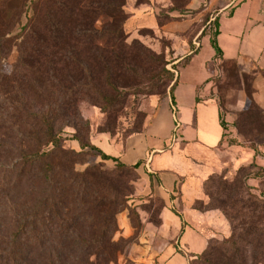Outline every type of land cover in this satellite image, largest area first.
Masks as SVG:
<instances>
[{
    "label": "trees",
    "instance_id": "1",
    "mask_svg": "<svg viewBox=\"0 0 264 264\" xmlns=\"http://www.w3.org/2000/svg\"><path fill=\"white\" fill-rule=\"evenodd\" d=\"M24 16L17 28L0 32V206L4 213L0 225H7L0 238V264H109L117 251L113 240L117 224L114 212L103 215L98 210L105 198L94 187L104 171L97 165L77 169V157L90 147L102 159L116 162L110 171L116 204L132 193L126 178L132 179L145 160L126 165L73 134L70 139L78 140L81 149L76 151L65 144L68 138L62 126L76 127L80 101L99 103L104 112L120 102L114 66L137 69L130 64L133 51L154 57V62L159 59L135 41L128 43L125 0H30ZM104 16L107 21L99 25ZM212 44L221 55L215 40ZM13 48L17 50L13 72L4 74L1 66ZM161 64L151 77L163 72L165 82L154 85L152 93L173 81L172 90L176 82L165 68L167 63L161 60ZM223 213L233 228L230 237L217 241L225 260H213L216 246L211 238L190 264H247L245 259L235 260L233 250L237 251L238 241L254 236L257 228L248 220L246 227L244 221L238 223L236 231L233 220L238 216L229 210ZM258 235L264 237V226Z\"/></svg>",
    "mask_w": 264,
    "mask_h": 264
},
{
    "label": "rangeland",
    "instance_id": "2",
    "mask_svg": "<svg viewBox=\"0 0 264 264\" xmlns=\"http://www.w3.org/2000/svg\"><path fill=\"white\" fill-rule=\"evenodd\" d=\"M29 1L0 0V32L7 28H17L19 22L25 21L24 11ZM221 6L219 0H125L128 15L125 32L128 43L135 41L138 46L147 48L158 57L160 64H157L159 61L154 62V57L146 54L142 56L140 51H133L130 64L137 68H134L136 71H129V68L123 71L114 66V81L118 86L120 102L104 112L99 103L80 101V118L74 121L76 127L65 126L63 123L58 125H63L64 136L68 138L65 141L67 147L81 150L78 140L70 139L73 134L81 142L92 144V136L97 133H108L121 139L140 131L152 111V98L168 95L173 84V81L167 82L152 93L155 88L153 86L165 82L166 78L163 72L152 78V70L161 69L162 60L167 63L165 68L174 75V79L179 66H185L191 72L190 75H197L202 64L205 65L204 61L212 59L215 53L213 44L206 35L216 32L215 14ZM141 13L145 16L144 21L134 23L133 20ZM210 18H214L211 23ZM106 21V16L101 17L98 24ZM199 31L200 35L195 39ZM200 42L202 47L192 61L187 56L176 64L172 63L183 54L184 46L190 51L197 48ZM16 59L17 50L13 48L1 66L4 74L13 72ZM213 68L216 71L209 80L212 81L210 91L220 105L226 127L230 128V132L226 133L227 140L235 147L253 148L260 163L254 161L252 164L234 165L227 167L223 173L214 174L205 184L206 201L198 205L208 210H222V213L223 210H229L236 214L238 217L233 220L236 231L238 223L244 221L242 224H246V227L248 220L252 221V227L257 228L255 235L245 239V242L238 241L233 257L235 260L245 259L247 264H264V237L258 235L259 229L264 226V70L258 68L244 71L232 61L216 63ZM100 85L107 90L103 81ZM39 99L37 96L36 101ZM177 109L173 111L170 142H175L182 136L181 112L178 106ZM77 159L79 163L76 168L79 170L84 171L97 165L104 171L102 178L97 181L98 187H94L105 198V204L98 210H102L103 215L114 212L117 224L113 235L117 251L114 261L109 264H162L159 255L169 237L161 229L163 202L153 196L149 189L140 187L142 174L136 170L132 179L126 178V185H129L132 193L124 203L116 204L117 194H113L114 181L110 177V171L115 168L116 162L102 159L101 154L90 147L84 149ZM2 210L0 206V220L4 214ZM94 212L98 215V211ZM223 216L228 222V228L214 237L212 244L216 247L212 258L215 262L225 260L226 256L217 241L230 237L233 232L231 221L224 213ZM4 224L0 225V238L7 230V225L4 227ZM180 235L181 232H178L174 240L171 239L176 250L175 241ZM227 256L230 257V254ZM193 258H189V264ZM177 264L188 263L180 259Z\"/></svg>",
    "mask_w": 264,
    "mask_h": 264
},
{
    "label": "crops",
    "instance_id": "3",
    "mask_svg": "<svg viewBox=\"0 0 264 264\" xmlns=\"http://www.w3.org/2000/svg\"><path fill=\"white\" fill-rule=\"evenodd\" d=\"M215 17L216 32L206 36L211 42L215 40L221 55L215 50L213 58L204 61L194 76L185 66H179L171 92L152 98V111L140 131L121 139L97 133L91 140L126 165L145 160L137 169L143 176L139 185L162 200L161 229L170 237L159 255L162 264H177L180 259L189 264L190 257L200 254L211 238L228 228L221 211L198 207V203L206 201L207 180L230 166L260 163L253 148L235 147L228 142L226 133L230 128L211 95L209 80L216 71L214 65L224 61L235 62L244 71L264 70V0H244L233 9L218 10ZM144 19L141 13L133 21L140 23ZM197 45L190 51L184 46L183 54L172 63L187 56L192 61L202 43ZM177 106L183 131L181 138L170 142ZM178 232L181 235L175 241L177 251L171 239Z\"/></svg>",
    "mask_w": 264,
    "mask_h": 264
},
{
    "label": "built area",
    "instance_id": "4",
    "mask_svg": "<svg viewBox=\"0 0 264 264\" xmlns=\"http://www.w3.org/2000/svg\"><path fill=\"white\" fill-rule=\"evenodd\" d=\"M222 6L218 10H230L238 6L244 0H219Z\"/></svg>",
    "mask_w": 264,
    "mask_h": 264
}]
</instances>
